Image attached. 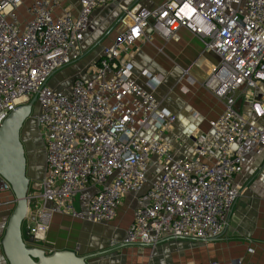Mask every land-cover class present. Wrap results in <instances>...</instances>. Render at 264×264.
<instances>
[{"label": "built area", "instance_id": "obj_1", "mask_svg": "<svg viewBox=\"0 0 264 264\" xmlns=\"http://www.w3.org/2000/svg\"><path fill=\"white\" fill-rule=\"evenodd\" d=\"M63 1L30 0L21 17L22 0H0V125L34 97L45 156L39 186L27 191L25 230L37 238L55 214L110 222L123 197L148 183L125 243L219 236L243 189L235 176L250 156L264 154V122L258 123L264 119V0H161L153 9L118 4L125 29L61 90L49 80L82 57L79 44L94 9L116 0H79L76 13L55 15ZM181 27L218 57L206 85L224 103L208 131L194 136L192 156L178 155L165 139L175 116L134 80L130 61L136 41L154 33L169 39ZM240 89L249 94L252 118L236 106ZM14 204L0 175V207Z\"/></svg>", "mask_w": 264, "mask_h": 264}, {"label": "crops", "instance_id": "obj_2", "mask_svg": "<svg viewBox=\"0 0 264 264\" xmlns=\"http://www.w3.org/2000/svg\"><path fill=\"white\" fill-rule=\"evenodd\" d=\"M22 1L23 6L30 2ZM160 2L116 0L94 9L88 30L79 44L82 54L79 60L85 58V61L70 65L68 75L58 73L62 76H57L58 79L67 75L68 86L59 88L56 79H51V87L67 90L72 79L85 74L98 53L125 29L120 21L118 4L153 9ZM78 8L79 0H64L55 9V15L68 9L76 13ZM19 13L24 17L25 7H20ZM130 52L134 80L151 91L161 107L175 116L164 133L165 139L178 155L192 156L194 136L207 132L209 121L216 119L224 109L223 101L217 99L206 85L219 62L218 57L207 51L202 41L184 27L169 39L154 33L150 41H136ZM94 53H97L96 58L90 61ZM153 83L156 84L154 89ZM259 88L263 89L262 86ZM240 92L243 94L238 95ZM246 93L241 89L236 92V106L245 117L252 118L249 104L245 102L249 96ZM262 122L264 119L258 121ZM148 178L151 179V172ZM235 182L243 189L227 225L215 238L164 237L155 245L125 243V231L147 183L140 191L123 197L110 222H91L55 214L46 231L34 238L33 245L46 253L55 250H72L82 255L104 252L90 258L88 264H264V154L250 156L242 172L235 176ZM89 193L91 191H87ZM12 207H0V234H3L5 219Z\"/></svg>", "mask_w": 264, "mask_h": 264}, {"label": "water", "instance_id": "obj_3", "mask_svg": "<svg viewBox=\"0 0 264 264\" xmlns=\"http://www.w3.org/2000/svg\"><path fill=\"white\" fill-rule=\"evenodd\" d=\"M34 103L33 97L18 105L0 125V175L10 184L15 198L1 238L3 255L8 264H88L90 258L104 252L82 255L72 250H55L46 253L33 245L36 241L33 235L22 230L30 179L21 134L32 115Z\"/></svg>", "mask_w": 264, "mask_h": 264}, {"label": "rangeland", "instance_id": "obj_4", "mask_svg": "<svg viewBox=\"0 0 264 264\" xmlns=\"http://www.w3.org/2000/svg\"><path fill=\"white\" fill-rule=\"evenodd\" d=\"M25 7V6H21ZM20 9V8H19ZM97 53H94L90 57V61L94 60L96 58ZM78 61H85L84 59L78 60ZM76 63V62H75ZM70 66V65H69ZM62 68L61 70L57 71L51 79H56L58 82V87L59 88H65L68 86L69 80L67 79V69L68 67ZM58 73H67L64 78H66V81L64 78L58 79L57 76H61V74L58 75ZM62 77V76H61ZM50 79V80H51ZM48 82V84L51 86V82ZM68 80V81H67ZM37 108L36 105L34 104L33 109H32V115L30 116L29 120L25 123V125L22 128L23 133L27 135L25 139L27 140L26 146H27V175L30 179L29 181V187L30 188H37L39 185V182L41 178L43 177V171L45 170V156H44V151H43V143L39 134V127L37 123L35 122L33 118V114L36 112ZM243 195V194H242ZM12 209V208H11ZM11 210L9 211L8 215L6 216L5 221L7 222L8 216L10 214ZM28 224L26 221L22 222V230L25 231V225ZM0 264H8L4 255L0 256Z\"/></svg>", "mask_w": 264, "mask_h": 264}, {"label": "flooded vegetation", "instance_id": "obj_5", "mask_svg": "<svg viewBox=\"0 0 264 264\" xmlns=\"http://www.w3.org/2000/svg\"><path fill=\"white\" fill-rule=\"evenodd\" d=\"M27 135H25V133H23V131H22V134H21V140H22V142H23V145H24V149H25V154L27 153V146H26V143H27V140L28 139H25V137H26ZM27 157V156H26Z\"/></svg>", "mask_w": 264, "mask_h": 264}]
</instances>
